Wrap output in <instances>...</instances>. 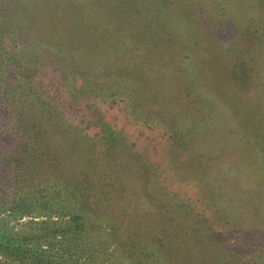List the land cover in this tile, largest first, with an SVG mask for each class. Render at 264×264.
Listing matches in <instances>:
<instances>
[{
	"label": "rangeland",
	"instance_id": "rangeland-1",
	"mask_svg": "<svg viewBox=\"0 0 264 264\" xmlns=\"http://www.w3.org/2000/svg\"><path fill=\"white\" fill-rule=\"evenodd\" d=\"M73 1L85 4V0H54L51 9L49 6L42 9L48 18L64 12L67 7L73 9ZM97 1L86 2L88 9H93L91 4ZM126 1L101 0L99 8L94 9L108 12L107 16L119 23L132 19L131 14L128 17L122 13ZM13 2L8 0L9 5L4 9V23L7 21L8 26H14ZM43 2L47 4L46 0ZM156 2L163 12L160 23L173 22V28H186L185 37L181 39L195 45V49L191 59L185 56L189 54L187 50L183 54L180 51L171 55L160 53L153 70L149 58L141 62L146 72L158 77L151 81L150 95L165 99L172 106L185 101L188 106L211 115L216 138L231 133L234 146L228 150L229 156L213 160L214 138H210V134L206 138L196 137L194 147L197 150L199 145V150L183 149L173 141L171 126L167 125V132L150 128L148 120L146 126H136L121 105L110 106L77 95L82 93L83 79L76 87L71 105L62 94L54 92L57 87L51 85L54 99L67 115L94 139L101 140L107 151L120 143L109 161L111 173L115 172L108 173L112 184L107 185L103 173L97 171L99 166L92 165L86 173L90 175L88 178L82 174L84 183L79 189L88 199L83 198V208L78 212L94 229L86 236L82 247L74 246L73 257L83 260L86 257L83 248L93 243L95 237L105 246L114 264H264V203L250 201L252 185L258 186L261 192L264 187V11L256 0ZM60 20V24L59 19L55 24L43 22V30H47L38 37L39 47L57 55L60 62L56 64L62 66V63L72 62L69 57L96 51L72 39L90 33L86 26L65 24L61 16ZM89 20L90 29L98 26H93ZM29 21L34 25L37 20ZM140 23L133 27L135 34L140 33ZM56 39L59 42H55ZM183 58L193 61L188 62L192 67L190 71L195 73L193 84L185 83L178 76L181 74L179 68L186 62L178 63L184 61ZM242 59L251 60L249 82L244 85L240 84L246 79L244 73L241 68H235L241 65ZM45 74L54 76L53 71ZM99 78L104 81L100 75ZM75 79L77 83L79 80ZM132 171L137 174L132 175ZM97 175L101 182L97 186L92 183L89 190V180L94 182ZM124 182L131 185L127 190ZM101 184L106 193L103 199L97 196L101 192L96 190ZM211 188L231 195L228 214L222 213L228 204L223 203V206L215 196L207 194ZM181 202L184 208L180 210ZM60 215L52 212L50 219L36 215L10 216L1 230L16 233L28 222L42 221L57 222L58 227H63L68 218ZM7 216L9 214H3L0 219ZM95 216L108 225L105 232L93 224ZM46 242L43 238L44 248ZM55 242L53 254L60 256L62 239L59 234Z\"/></svg>",
	"mask_w": 264,
	"mask_h": 264
},
{
	"label": "trees",
	"instance_id": "trees-1",
	"mask_svg": "<svg viewBox=\"0 0 264 264\" xmlns=\"http://www.w3.org/2000/svg\"><path fill=\"white\" fill-rule=\"evenodd\" d=\"M13 1L14 26H8L7 21L4 23L3 14L9 3L8 0H0V216L9 214L7 218L0 219V264H114L105 246L97 242L93 235L94 242H89L83 248L86 254L83 260L73 257L72 251L75 245L82 247L84 240H87L86 236L92 234L94 229L89 227L86 218L83 220L78 212L83 208L84 199H88V195L79 189L84 183L82 174L88 178L90 175L86 173L92 165L99 166L97 171L103 173L109 183L107 185L112 184L108 173L115 172L111 173L109 161L120 143L107 151L101 140L94 139L82 125L67 115L54 99L50 86H56L54 92L62 94L71 105L76 87L83 79L80 85L82 93L77 95L110 106L121 105L136 126L143 127L150 123V128L166 132L167 125L171 126L173 141L183 149L199 150V145L197 150L194 147L196 137L206 138L210 134V138H214L213 160L230 155L227 154L228 150L234 146L231 133L216 138V127L211 115L188 106L185 101L172 106L165 99L150 95L151 81L154 82L153 79L158 77L146 72L143 65L140 66L141 62L149 58L153 70L160 53L171 55L180 51L183 54L187 50L189 54L185 53V56L191 59L195 49V45L181 39L185 37L186 28H173V22L168 25L160 23L163 12L156 0H127L122 13L125 12L124 16L127 14L128 17L131 14L132 19L119 23L107 16L108 12L94 9L99 8L101 0L91 4L93 9L90 10L86 4L90 0H85L86 5L73 1V9L64 8V12H57L58 15H50L48 18L42 7L50 8L54 0H46L47 4L43 0ZM256 1L264 11V0ZM60 16L65 24L71 22L74 26H86L90 33L73 36L72 39L79 44L83 42L90 45L96 51L89 55L69 57L74 63H62V66L56 64L60 62L59 58L39 47L38 37L43 36L47 30H43V22L55 24L59 19L60 24ZM33 18L38 21H34V25L29 21ZM88 19L90 24L98 26L90 29L87 26ZM138 22H141V30L135 34L133 27ZM55 42H59L58 39ZM94 54L98 57L93 58ZM187 58L178 63L185 62ZM188 62L193 63L188 60L181 65V74L178 76L185 83L193 84L195 73L190 71L192 67ZM240 62L241 65L235 68H241V73H244L246 79L240 80V84L244 85L249 82L251 60L242 59ZM48 71H53L54 76H45ZM99 75L105 82L100 80ZM75 78L79 80L77 83ZM232 80L236 84L234 77ZM135 174L132 171V175ZM89 181L91 190L92 183L97 186L101 182L100 175H97L94 182ZM206 182H209L208 179ZM114 183L118 185L115 179ZM130 186L123 183L125 190ZM118 187L121 188V185ZM104 188L101 184L96 189L101 192L97 196L102 199L106 197ZM250 192L251 203L252 200L264 203V187L261 192L258 186L252 185ZM207 194L215 196L222 205L232 203L228 200L232 198L231 195L225 191L220 193L211 188ZM182 203L179 205L180 210L184 208ZM224 208L222 213L228 214L231 210L230 205ZM52 212L62 214L61 218L67 216L68 222L63 227L51 221L28 222L27 226L16 230V233L1 230L10 216L36 215L50 219ZM95 218L93 224L105 232L108 229L106 222L101 217ZM58 234L62 239L60 256L53 254ZM42 237L47 239L45 248Z\"/></svg>",
	"mask_w": 264,
	"mask_h": 264
}]
</instances>
